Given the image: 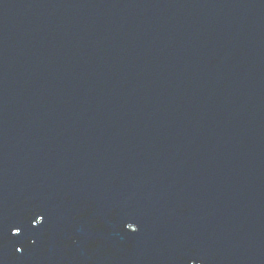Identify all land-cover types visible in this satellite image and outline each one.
<instances>
[{"label":"water","instance_id":"water-1","mask_svg":"<svg viewBox=\"0 0 264 264\" xmlns=\"http://www.w3.org/2000/svg\"><path fill=\"white\" fill-rule=\"evenodd\" d=\"M0 264H264V0H0Z\"/></svg>","mask_w":264,"mask_h":264},{"label":"snow or ice","instance_id":"snow-or-ice-1","mask_svg":"<svg viewBox=\"0 0 264 264\" xmlns=\"http://www.w3.org/2000/svg\"><path fill=\"white\" fill-rule=\"evenodd\" d=\"M137 230V229H136Z\"/></svg>","mask_w":264,"mask_h":264}]
</instances>
